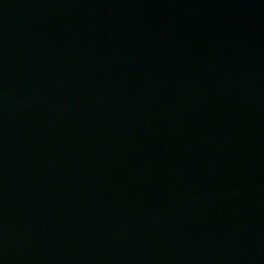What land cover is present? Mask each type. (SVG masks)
<instances>
[{
    "label": "water",
    "instance_id": "1",
    "mask_svg": "<svg viewBox=\"0 0 264 264\" xmlns=\"http://www.w3.org/2000/svg\"><path fill=\"white\" fill-rule=\"evenodd\" d=\"M0 264H264V0H0Z\"/></svg>",
    "mask_w": 264,
    "mask_h": 264
}]
</instances>
